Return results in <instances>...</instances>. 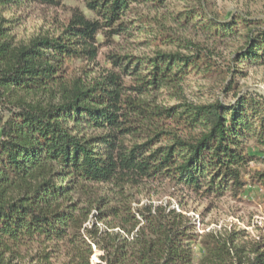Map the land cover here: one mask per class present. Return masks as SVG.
Instances as JSON below:
<instances>
[{
  "label": "trees",
  "instance_id": "1",
  "mask_svg": "<svg viewBox=\"0 0 264 264\" xmlns=\"http://www.w3.org/2000/svg\"><path fill=\"white\" fill-rule=\"evenodd\" d=\"M31 2L57 6L62 0H0V6ZM165 2L90 0L97 19L76 12L59 37L26 45L14 44L0 25V264H195L198 240V264H264V235L257 241L241 229L201 235L167 200L134 207L133 192L168 182L197 197L238 194L255 159L245 144L264 147V100H187L183 83L204 53L191 41L190 54L116 56L118 73L90 84L65 79L69 61L96 59L101 30L111 28L108 39L129 31L123 18L133 4ZM185 17L197 18L193 12ZM207 19L203 29L217 38L236 35L241 24ZM247 38L228 68L227 90L236 75L245 76V64H264V28L251 29ZM128 76L139 84L125 85ZM127 88L140 94L171 89L180 102L139 104L124 100ZM56 89L57 102L35 99ZM257 182L264 188V173Z\"/></svg>",
  "mask_w": 264,
  "mask_h": 264
},
{
  "label": "rangeland",
  "instance_id": "2",
  "mask_svg": "<svg viewBox=\"0 0 264 264\" xmlns=\"http://www.w3.org/2000/svg\"><path fill=\"white\" fill-rule=\"evenodd\" d=\"M89 1L62 0L57 6L36 2L0 6V25L6 28L16 45L29 44L38 37L57 38L63 34L76 12H82L91 20L98 18L89 9ZM188 12H193L197 18L187 19L185 16ZM206 18L223 23L239 19L241 24L236 35L217 38L203 29ZM123 21L130 23L127 26L129 31L108 39L106 32L111 28L101 30L95 44L98 48L96 59L69 61L66 80H81L90 84L109 73H118L112 63L116 56L143 59L154 56L157 51L190 54L186 46L191 41L198 44L204 53L200 67L188 74L183 83L182 92L187 100L198 104H209L216 100L233 104L238 96L264 100V64L261 63L245 64V76L236 75L233 88L227 90L232 79L228 68L233 66L238 50L246 45L247 34L253 28H264V0H166L162 7L133 4ZM164 40L169 42L164 43ZM123 83L130 87L138 85L139 81L128 76L124 77ZM174 92L161 89L140 94L127 88L124 100L168 107L180 102L173 95ZM60 98L58 89L35 96V99L45 103L57 102ZM150 128L153 132L161 131ZM172 128L176 130L175 126ZM176 131L182 133L181 130ZM136 140V137H130L128 142ZM245 146L246 152L254 155L255 159L249 163L248 173L243 175L247 185L238 194L228 192L220 198H204L168 182L148 183L133 189L136 198L134 207L140 208L151 202L160 204L167 200L169 207H175L188 220L194 221L201 235L209 230L227 233L241 229L245 230L248 241L259 240L264 235V188L257 182V176L264 173V147L256 145L254 140L248 141ZM192 246L194 261L198 264L203 256L199 240ZM38 251L39 247L36 246L30 254Z\"/></svg>",
  "mask_w": 264,
  "mask_h": 264
}]
</instances>
